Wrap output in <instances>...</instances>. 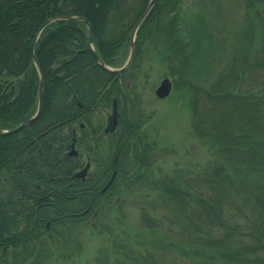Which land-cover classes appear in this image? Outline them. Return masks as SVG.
<instances>
[{"label": "trees", "instance_id": "trees-1", "mask_svg": "<svg viewBox=\"0 0 264 264\" xmlns=\"http://www.w3.org/2000/svg\"><path fill=\"white\" fill-rule=\"evenodd\" d=\"M148 1L0 0V130L15 128L36 111L39 78L30 45L45 21L84 18L94 51L115 68ZM230 16L237 17V28L228 38V18L234 24ZM87 37L82 21L57 20L36 42L43 76L40 114L19 132L0 136V264H48L61 243L68 249L61 257L67 260L72 224L80 225L96 205H106L116 184L126 181V159L132 158L135 180L141 178L137 172L147 147L128 122L126 108L137 98L128 81L134 80L139 53L149 44L189 100L193 133L213 151L197 184L165 178L150 208L180 224L177 235L193 253L185 251L193 264H264V0H237L231 9L214 0H154L136 32L131 65L122 74L96 64ZM113 100L118 128L107 137L104 157L102 143L88 144L100 130L91 116ZM76 122L84 124L76 145L93 156L99 174L102 167L107 173L99 186L116 172L103 195H87L88 177L72 178L82 165L81 152L74 158L66 154ZM149 214H142L148 230ZM111 252L115 264H126L131 255L130 250ZM141 255L139 263L129 257L134 264H159L154 255ZM108 258L102 251L97 264Z\"/></svg>", "mask_w": 264, "mask_h": 264}, {"label": "rangeland", "instance_id": "rangeland-1", "mask_svg": "<svg viewBox=\"0 0 264 264\" xmlns=\"http://www.w3.org/2000/svg\"><path fill=\"white\" fill-rule=\"evenodd\" d=\"M214 1L219 2L226 9H231L237 0ZM232 19L234 24L228 18L225 25L230 28L226 32L228 38L233 36L237 28V17H232ZM144 48L145 50L139 53L140 58L133 76L134 80L128 81L129 87L133 88L137 98L133 104L128 101L130 104H127L126 108L128 122L137 129L143 145L147 147L144 166H141L142 168L140 167L137 172L142 174L141 178L135 180L137 174L131 171L132 158L126 159L128 162H124L125 167H129L126 168L128 170L126 181L120 180L116 184L117 191L111 194L106 205H102L100 209L99 205H96L97 207L83 219L80 225L72 224L71 255L67 257V260L61 257L68 253V249L61 243L58 248L56 247L57 249H54L55 257L48 264H97L100 254L105 250L110 258L104 264H115L116 258L111 256L112 249L117 252L130 250L131 255L129 256L136 263L142 262L139 257L140 253L141 256L147 258L154 255L159 259V264H193L194 262L193 256L186 255L185 251L189 254L193 253L182 244L183 241L177 235L180 224L173 225L175 222H171L170 215L166 214V218L163 212H154L150 207L156 202L158 184L165 178L178 181L191 179L197 184L203 171L213 160V151L209 144L193 133L189 100L183 91H178V87L174 86V77L169 76L166 64L156 58L155 47L149 44ZM127 53V47L121 48L118 54L120 62L117 66L124 64ZM164 78L170 80L172 90L167 98L158 100L154 91ZM110 113L111 107L108 106L103 111H94L91 116L92 125L96 126L98 123L100 130L88 144L95 147L96 143H102L100 149L104 157L106 156V142H109V138L103 134L102 129ZM74 130L78 137L79 130L76 125ZM115 141L114 139L113 142ZM75 149L81 152L82 165L78 168L84 165L88 155L92 160L89 171L94 173L97 168L93 162V156L85 152L83 147L76 145ZM114 173L116 175V172ZM73 198L72 214L77 209L74 202L75 196ZM97 210L98 212H95ZM144 211L150 213L149 219L152 222V225H149L152 227L150 230L144 228L145 225L148 226L142 221ZM155 221L161 222V226L158 227ZM153 237L156 239L153 240ZM153 243L156 248L149 246ZM160 245L162 247H159ZM175 245L180 247L177 248ZM119 247L124 249H119ZM145 247L146 249H143ZM129 256L126 264H134Z\"/></svg>", "mask_w": 264, "mask_h": 264}, {"label": "water", "instance_id": "water-1", "mask_svg": "<svg viewBox=\"0 0 264 264\" xmlns=\"http://www.w3.org/2000/svg\"><path fill=\"white\" fill-rule=\"evenodd\" d=\"M154 5V0H149L146 8L144 9V11L142 12V14L140 15V17L138 18L137 22L135 23L131 34H130V39H129V55L127 58V61L125 62V64L119 68V69H111L109 67H107L99 58V56H97V54L93 51L92 48V29L89 25V23L83 19V18H78V17H71V16H65V17H59V18H54V19H49L47 21H45L36 31L33 40L31 42L30 45V59L33 62L37 73H38V78H39V82H38V91H37V110L36 113L28 120L24 121L23 123L19 124L17 127H15L12 130L9 131H2L0 130V136L2 135H12L15 134L17 132H19L22 128L28 126L29 124H31L32 122H34L37 117L40 114V110H41V105H42V95H43V76L42 73L39 69V66L37 64L35 55H34V47L36 44V41L38 39V37L40 36V34L43 32V30L49 26L51 23L57 21V20H62V21H83L86 24L87 27V31H88V37H87V48L88 51L90 52L91 56L94 58V60L96 61V64L102 68L103 70L112 73V74H117V73H123L131 64L132 60H133V56H134V40H135V34L136 31L138 30L139 26L142 24V22L145 20V18L147 17V15L149 14L150 10L152 9ZM171 92V83L169 81V79L164 78L160 83L159 86L157 87V89L155 90L154 94L158 99H164L166 98ZM116 103L115 101L113 102V106H112V113L111 116L109 117L108 121H107V126L104 130L105 133H109L114 131L115 127H116ZM70 157L76 156L77 155V151L74 150L73 145L72 148L68 154ZM89 168V163H87L85 165V167L83 169H81L79 172H77L75 174V177L80 178V179H84L86 174H87V170ZM105 190V189H104Z\"/></svg>", "mask_w": 264, "mask_h": 264}, {"label": "flooded vegetation", "instance_id": "flooded-vegetation-1", "mask_svg": "<svg viewBox=\"0 0 264 264\" xmlns=\"http://www.w3.org/2000/svg\"><path fill=\"white\" fill-rule=\"evenodd\" d=\"M75 130L72 129V134H75ZM91 163V162H90ZM91 166V165H90ZM90 170V169H89ZM98 169H96L94 171V173H92L91 171H88V179H89V184H88V188L90 189V193H88L87 195H93V193H96V195H101L100 191L101 189L106 185V183L104 185H102L101 187H98L104 180V177L107 175V173L104 171L103 167L100 169V174L97 171ZM91 172V173H90ZM73 186V185H72ZM74 187V186H73ZM75 189L74 191H72V199H74L73 197L75 196ZM103 195V194H102Z\"/></svg>", "mask_w": 264, "mask_h": 264}]
</instances>
